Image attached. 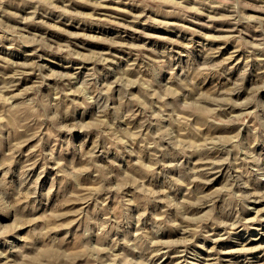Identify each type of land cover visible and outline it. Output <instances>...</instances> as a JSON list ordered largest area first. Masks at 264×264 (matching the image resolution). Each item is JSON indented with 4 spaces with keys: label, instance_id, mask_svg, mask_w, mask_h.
Listing matches in <instances>:
<instances>
[{
    "label": "rangeland",
    "instance_id": "obj_1",
    "mask_svg": "<svg viewBox=\"0 0 264 264\" xmlns=\"http://www.w3.org/2000/svg\"><path fill=\"white\" fill-rule=\"evenodd\" d=\"M182 2L6 0L0 197L15 208L0 211V264H264V0ZM84 84L107 93L60 122L107 121L116 135L140 134L130 147L89 157L94 133L52 129L57 97L62 111ZM168 88L180 94H152ZM229 187L246 198L217 191ZM210 209L193 238L186 229Z\"/></svg>",
    "mask_w": 264,
    "mask_h": 264
},
{
    "label": "clouds",
    "instance_id": "obj_2",
    "mask_svg": "<svg viewBox=\"0 0 264 264\" xmlns=\"http://www.w3.org/2000/svg\"><path fill=\"white\" fill-rule=\"evenodd\" d=\"M5 2H6V0H0V12L4 11L3 5L5 4ZM41 2H47V0H41ZM84 2H87V0H84ZM204 2H207V0H204ZM223 2L224 3H231L232 0H223ZM142 3H144L145 6H148L149 4L155 3V4H158V5L172 4V5H175V6L179 7V8H184L185 7V5L183 4L182 0H142ZM235 4L237 6H241V0H235ZM250 6L251 5H247V4H243L242 5V7H250ZM187 10L188 11H199V9H197V8H189ZM261 10L264 11V8H262ZM245 18L246 19H250L248 17H245ZM261 46H264V45H257V47H261ZM132 47H136V46H132ZM139 47H143V46L141 45ZM101 62L103 63V61H101ZM156 63L159 64V65H163L164 62L163 61H157ZM225 63H227L226 60L225 61H221V62L216 63V64H207V65H204L202 68L198 69L197 71L198 72H209V71H212V70H219V68ZM172 72H173V77L172 78L176 79V77H175V69H172ZM241 76H243V73H241ZM67 80L68 81H74L75 80V76L68 75L67 76ZM119 82L120 81H117V83H119ZM130 82L134 83L135 81H130ZM110 87L111 86H108V88H110ZM180 87L181 88H189V90H191L192 87H194V84H193L192 81L185 80V81H181L180 82ZM26 91H31V89H27ZM106 93H107V89L99 87V86H96V87L93 88V87H90L88 84H84V85H81L79 87H74V88H72L70 95L78 96L81 99L80 100H72L71 103L68 105V107L64 108L61 111L60 106H59V96H58L57 97V102H56V105H55V107L57 109L56 114L53 115L52 117H50L51 126H52V129L54 131L71 133L74 130H79L80 132H83V133H89V134H93L94 133L95 134L96 142L93 144L92 150L88 154L89 157L94 156L97 153V151H98V149L100 147H103L105 151H107L110 148H115L116 151L119 153L120 148L118 147V145L119 146H125L126 148L130 147V141L132 143H134L135 140H136V137L140 135L139 133H134V134L123 133L122 135H116L112 131L111 126L108 124L107 121H102L101 123L89 122V123H82V124L79 123V122L71 123V124L61 123L60 122L61 116L68 117V118H70L72 116V114H73L72 113V109L73 108L81 107V108L87 109L88 106L98 103L99 102V98L101 96H103V95H106ZM152 94L157 99H159L160 101H164L168 96H171V97H173L175 99V97L177 95H179L180 93L177 92L175 89L168 88L167 91L164 92V93L153 92ZM184 107H188V105H184ZM108 109H109V105L107 103H104L103 106L101 107L102 114H106L108 112ZM119 114H120V110H119V108H117L115 110V114H114L116 119H119ZM248 115H251V113H248ZM157 118L158 119H162L163 117L158 115ZM3 119H4L3 115L0 114V121H2ZM101 124L103 126H101ZM49 135H53V131H50ZM157 136L160 139H168L167 136H165L163 134H160V133H158ZM232 139L235 141L236 139H238V135H237V137H233ZM102 140L104 141L103 145H101V141ZM169 143L172 144L173 148L180 149V150H182L183 147H187L186 144L182 146L181 144L176 143L174 140H171V139L169 140ZM145 146H147V145H142V147H145ZM18 147H19V145H17V148ZM161 151L162 152H166L167 150L166 149H162ZM165 166L167 167V166H171V165H165ZM0 167H3V165H0ZM57 167L59 168L60 166L57 165ZM145 167H147V166H145ZM62 174L65 175V176L70 175L69 173H62ZM191 178L193 180H199L198 176H192ZM183 182H184L183 180H176V183H183ZM121 187H123V186L121 185V186L117 187L116 191L119 192L121 190ZM101 190H102L101 188H97L95 191L99 192ZM109 191H110V189H109ZM217 191L218 192H226V193H228L229 197L237 198L241 202L246 198V197H243L240 194L233 193L231 191L230 187L229 188L218 189ZM200 203H201L200 201H197V204H200ZM14 208H15V205L5 203L4 200H3V197H0V211L8 212L10 210H13ZM141 215H143V213ZM37 219L48 220L49 218L48 217H40V218H37ZM56 219L59 220V217H56ZM194 219L197 222V226L195 228L186 229V231H189V232L192 233L193 238L195 237V235L197 233L200 232V226H199L200 222H205L206 223V222H208V221L213 219V215H212L211 209L207 213H205L203 216L195 217ZM34 223H35L34 220L18 221L16 226L19 227V228H24V227H28L30 225H33ZM71 223H74V221L70 222L68 224H59V223H57V224L54 225V227L47 228L43 232H34L29 237H24V239L25 240H30L33 237L47 236L50 232L54 231L57 228L70 227ZM228 227L234 229L235 227H237V224H231V225H228ZM7 234H8V232L6 230H0V238L5 237ZM191 242H192L191 240H183V241H180L179 243L187 244V243H191ZM93 251H96V252H108L110 250L109 249H96V250H93ZM0 255H3V254H0ZM93 259H96V257L94 256Z\"/></svg>",
    "mask_w": 264,
    "mask_h": 264
}]
</instances>
